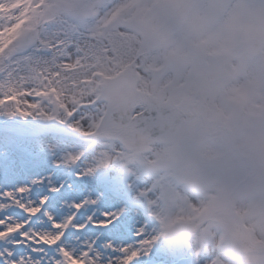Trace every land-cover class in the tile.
Listing matches in <instances>:
<instances>
[{
    "label": "snow or ice",
    "instance_id": "snow-or-ice-1",
    "mask_svg": "<svg viewBox=\"0 0 264 264\" xmlns=\"http://www.w3.org/2000/svg\"><path fill=\"white\" fill-rule=\"evenodd\" d=\"M125 0H0V264H212L103 135L144 66ZM18 25V27H16Z\"/></svg>",
    "mask_w": 264,
    "mask_h": 264
},
{
    "label": "rangeland",
    "instance_id": "rangeland-1",
    "mask_svg": "<svg viewBox=\"0 0 264 264\" xmlns=\"http://www.w3.org/2000/svg\"><path fill=\"white\" fill-rule=\"evenodd\" d=\"M152 2L125 0L128 23L118 30L125 34L123 52L130 50L144 66L134 110L147 109L156 100L163 115L169 113L160 107L165 104L173 118L184 112L189 118L180 119L171 131H164L160 118L117 120L105 126L103 135L116 152L125 153L127 168L156 187L160 211L173 234L214 255L212 264H264V249H243L244 229L234 216L236 211L244 222L248 244L264 246V165L254 154L258 169L234 190V209L228 201L229 181L238 182L244 174L223 178L201 165V159L211 157L222 163L234 155L242 161L226 127L246 154L264 134V50L254 58L239 52L246 39L227 30L238 14H264V0H191L181 25L160 44L153 41L187 0ZM158 149L164 151L154 154Z\"/></svg>",
    "mask_w": 264,
    "mask_h": 264
},
{
    "label": "clouds",
    "instance_id": "clouds-1",
    "mask_svg": "<svg viewBox=\"0 0 264 264\" xmlns=\"http://www.w3.org/2000/svg\"><path fill=\"white\" fill-rule=\"evenodd\" d=\"M229 35H239L243 39L257 42L264 49V14H243L228 22ZM256 158L264 165V134L258 136L251 145Z\"/></svg>",
    "mask_w": 264,
    "mask_h": 264
},
{
    "label": "bare ground",
    "instance_id": "bare-ground-1",
    "mask_svg": "<svg viewBox=\"0 0 264 264\" xmlns=\"http://www.w3.org/2000/svg\"><path fill=\"white\" fill-rule=\"evenodd\" d=\"M156 1H160L162 3H168L169 0H156ZM168 78H167V80H168ZM167 80L165 79V81H167ZM154 110L155 109L146 110V111L135 110V112L140 114V115H138L136 117V119L133 121H135L136 123L143 122L144 120H146V121L153 120L154 121L159 116V115H157L158 114L157 112L156 113L152 112ZM163 151L164 150H162V149L161 150L158 149V150L154 151V154L162 153ZM227 263L231 264L230 261L229 262L227 261ZM232 264H235V263H232Z\"/></svg>",
    "mask_w": 264,
    "mask_h": 264
},
{
    "label": "water",
    "instance_id": "water-1",
    "mask_svg": "<svg viewBox=\"0 0 264 264\" xmlns=\"http://www.w3.org/2000/svg\"><path fill=\"white\" fill-rule=\"evenodd\" d=\"M183 10H181L177 15L174 16L172 23L164 30V32H168L171 29H173L179 22L180 18L182 17L183 14ZM247 49L249 51H251L252 53H255L254 50L257 49L258 43L255 41L250 40L249 42H247Z\"/></svg>",
    "mask_w": 264,
    "mask_h": 264
},
{
    "label": "flooded vegetation",
    "instance_id": "flooded-vegetation-1",
    "mask_svg": "<svg viewBox=\"0 0 264 264\" xmlns=\"http://www.w3.org/2000/svg\"><path fill=\"white\" fill-rule=\"evenodd\" d=\"M164 39V38H161V40ZM256 164V162H254ZM244 169V167L241 165L238 166V169H237V172H235V174H239L240 171H242Z\"/></svg>",
    "mask_w": 264,
    "mask_h": 264
}]
</instances>
